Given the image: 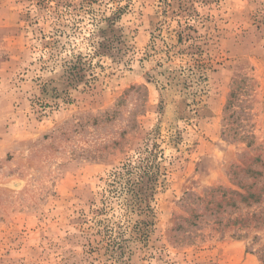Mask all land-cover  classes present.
<instances>
[{
	"label": "rangeland",
	"instance_id": "374dc122",
	"mask_svg": "<svg viewBox=\"0 0 264 264\" xmlns=\"http://www.w3.org/2000/svg\"><path fill=\"white\" fill-rule=\"evenodd\" d=\"M0 264H264V0H0Z\"/></svg>",
	"mask_w": 264,
	"mask_h": 264
},
{
	"label": "trees",
	"instance_id": "16d2710c",
	"mask_svg": "<svg viewBox=\"0 0 264 264\" xmlns=\"http://www.w3.org/2000/svg\"><path fill=\"white\" fill-rule=\"evenodd\" d=\"M183 38V36L181 35V39ZM99 50L97 53H106L107 50H113L116 46L114 43V40L111 39H106L104 42H100L99 45ZM102 49V51L100 50ZM103 49L105 51H103ZM198 69H204L206 65H197ZM81 67L80 64L78 62H73L72 65L70 66V73L73 79L77 78L79 76V73L81 71ZM146 160V161H145ZM143 164L138 168L139 170H136L138 176L137 179L138 181L132 186L133 188L131 189L132 192H134L135 194V198H136V202L140 203L144 200L143 196H142V191H143V187H142V183L144 182V179L146 177H149V179H153L154 178V165H153V161L151 160V156H146L143 159ZM145 163V164H144ZM134 172L133 169L128 170V172ZM119 175H123L122 173L118 172Z\"/></svg>",
	"mask_w": 264,
	"mask_h": 264
}]
</instances>
